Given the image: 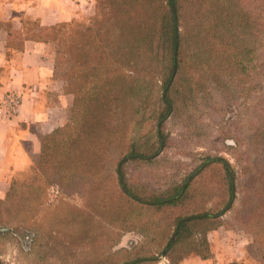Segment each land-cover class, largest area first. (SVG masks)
Instances as JSON below:
<instances>
[{
	"label": "trees",
	"instance_id": "obj_1",
	"mask_svg": "<svg viewBox=\"0 0 264 264\" xmlns=\"http://www.w3.org/2000/svg\"><path fill=\"white\" fill-rule=\"evenodd\" d=\"M61 27L64 34L48 36L55 47V75L74 100L67 122L41 138L40 151L28 164L31 181L21 198L27 206L43 215L51 204L39 198L58 186L66 196L69 191L80 195V221L92 246L115 243L128 230L142 233L130 248L110 252L99 247L100 254L83 264L212 258L208 234L234 207L233 220L264 243V0H95L88 20ZM224 101L237 104V121L249 138H236L230 146L240 153V173L223 156L203 159L204 172L220 164L222 195L213 207L197 212L187 206L200 197L194 176L200 165L167 184L154 178L173 141L158 124L169 116H186L199 128L204 109L225 112ZM148 119L154 120L155 131L143 134ZM142 165L155 168L150 184L156 187L129 184L130 173ZM18 183L13 175L0 196V224H6L0 234L10 233L6 221L16 214ZM31 200H37L33 207ZM80 209L76 206L78 218ZM26 236L31 246L37 235ZM0 264L8 263L0 259Z\"/></svg>",
	"mask_w": 264,
	"mask_h": 264
},
{
	"label": "rangeland",
	"instance_id": "obj_2",
	"mask_svg": "<svg viewBox=\"0 0 264 264\" xmlns=\"http://www.w3.org/2000/svg\"><path fill=\"white\" fill-rule=\"evenodd\" d=\"M89 17L83 19L88 20ZM64 30V27H61L51 33L57 32L62 35ZM174 77L173 75L171 76L165 90L169 88ZM215 95L216 100L219 101V93H215ZM204 110H206L205 116L199 120V128H196L195 122L192 125L190 119L186 118V116L183 120L169 116L163 121L162 126L158 124V127L168 133L173 141L168 144L169 146L163 154L162 164L160 163L161 167L160 165L157 166L159 171L161 170V174H157L154 177L158 184H167L170 182V177L180 180L200 165L194 175L196 179L198 178L196 186L200 188V193H198L200 197L187 206L188 209L197 212L213 207L214 204L218 203L219 197L222 195L220 164L212 165L211 168L206 169L207 171L204 172L206 167L203 159L210 154L223 156L240 173L239 167L241 164L239 165L237 162L240 153L230 146H235L236 138L245 140L249 138V135H243L241 123L237 121V104L224 101L225 112L219 108L215 111H209L206 108ZM148 112H151L150 108ZM154 126L155 122L153 119L146 120L142 133L155 131ZM243 145H247V143ZM243 147L245 148V146ZM123 161L124 159L121 162ZM130 167L131 164H128L127 171L130 170ZM154 171L155 168L153 166L142 165L133 175L130 173V176H128L129 184H135L139 189L143 188L142 185L156 187L150 184L155 181L151 179ZM201 172H203L201 174L202 177L199 178ZM28 175L29 165L21 168L14 175L19 179V183L16 185V200H14L17 210L16 214L10 213L11 215L7 216L6 227L9 228L10 233L0 234V259L4 263L83 264L85 262H83L84 259L92 260L94 256L100 254L99 247L114 252L120 248H130L134 243L142 240L143 235L139 230H128L115 243H110L109 240L108 244L105 241L96 242L93 247L85 231V225L80 221V218L82 219L83 217L80 207L84 205L80 195L74 191H69L67 193L68 196H66L61 193L58 186H51L42 193L39 199L46 197L51 205L47 207L43 215L38 216L36 211L27 206L29 201L21 199L26 196L27 184L31 181ZM33 183L34 181L32 180ZM121 184L125 189L123 181ZM213 191H215L214 194ZM132 195L135 196V194ZM31 201L30 206L32 205L33 207L32 203L37 200ZM9 202L12 201L10 200ZM76 206L80 209L78 210L79 218L77 217ZM234 209L225 211L223 216H221L220 220H222L223 225L215 230H220L223 234H220V237L213 236V243L216 246L221 245V247L225 248L228 247V242L233 246L235 242V246L238 245V247H234L235 252L247 244L246 256L242 261L246 264H264V243L255 240L254 233L245 231L239 223L233 220ZM4 225L0 224V227ZM225 226L229 227V229L225 228ZM212 231L209 232L208 237ZM227 231L231 232L229 238L226 236ZM25 232L32 236L33 233L37 235L31 246H29L30 241H28L27 234L23 235ZM221 241L223 242L221 243ZM159 258V264H168V257L161 256ZM217 261H219L218 264H226L227 258H221Z\"/></svg>",
	"mask_w": 264,
	"mask_h": 264
},
{
	"label": "crops",
	"instance_id": "obj_3",
	"mask_svg": "<svg viewBox=\"0 0 264 264\" xmlns=\"http://www.w3.org/2000/svg\"><path fill=\"white\" fill-rule=\"evenodd\" d=\"M94 11L95 0H0V196L11 177L39 153L41 138L67 122L74 100L55 75L54 43L48 35ZM9 93L18 94L21 103L15 113L4 114ZM220 234V230L210 233L212 258L192 255L182 264L243 260L247 244L236 252L235 242L216 246L212 237Z\"/></svg>",
	"mask_w": 264,
	"mask_h": 264
},
{
	"label": "built area",
	"instance_id": "obj_4",
	"mask_svg": "<svg viewBox=\"0 0 264 264\" xmlns=\"http://www.w3.org/2000/svg\"><path fill=\"white\" fill-rule=\"evenodd\" d=\"M20 103H21V97L18 94L9 93V95L5 98V101L3 104L4 109H5L4 114L15 113Z\"/></svg>",
	"mask_w": 264,
	"mask_h": 264
},
{
	"label": "water",
	"instance_id": "obj_5",
	"mask_svg": "<svg viewBox=\"0 0 264 264\" xmlns=\"http://www.w3.org/2000/svg\"><path fill=\"white\" fill-rule=\"evenodd\" d=\"M173 11H174V20H175V29H176L175 32L177 34L179 31V28L177 26V17H176V13H175L174 8H173ZM175 55H177V47L175 49ZM175 72H176V56H175V64H174L173 74H175Z\"/></svg>",
	"mask_w": 264,
	"mask_h": 264
}]
</instances>
